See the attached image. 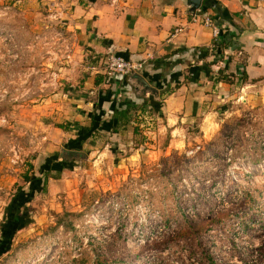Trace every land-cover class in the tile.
Returning <instances> with one entry per match:
<instances>
[{
	"label": "rangeland",
	"instance_id": "obj_1",
	"mask_svg": "<svg viewBox=\"0 0 264 264\" xmlns=\"http://www.w3.org/2000/svg\"><path fill=\"white\" fill-rule=\"evenodd\" d=\"M61 14L0 0V243L20 215L0 264H264V106L241 97L214 106L224 117H192L176 141L165 117H142L89 141L46 190L24 181L59 154L56 125L86 86ZM107 141L94 164L90 146Z\"/></svg>",
	"mask_w": 264,
	"mask_h": 264
},
{
	"label": "crops",
	"instance_id": "obj_2",
	"mask_svg": "<svg viewBox=\"0 0 264 264\" xmlns=\"http://www.w3.org/2000/svg\"><path fill=\"white\" fill-rule=\"evenodd\" d=\"M16 1L62 13L87 61L83 92L74 94L69 89L72 108L64 117L67 129L55 128L65 138L59 153L67 144L82 140V145L69 147L75 165L79 154H87L89 141L94 144L104 134L121 135L142 117H165V127L176 141L192 117L205 121L226 116L214 108L221 102L237 103L241 97L246 107L264 106V0L203 1L199 10L220 29L217 39L211 27L192 22L193 13L184 0ZM178 28L182 30L175 32ZM110 53L143 62L144 69L138 73L158 89V97L128 77L108 76ZM130 105L136 108L127 114L130 122L112 132L116 111ZM108 143L90 146V161L95 164L101 151L110 152Z\"/></svg>",
	"mask_w": 264,
	"mask_h": 264
},
{
	"label": "trees",
	"instance_id": "obj_3",
	"mask_svg": "<svg viewBox=\"0 0 264 264\" xmlns=\"http://www.w3.org/2000/svg\"><path fill=\"white\" fill-rule=\"evenodd\" d=\"M134 109H136L135 106L130 105V106H128V108L125 111H122V112H119V110L116 111V115L118 117H113L117 122H116L115 127L112 128V132H116L121 125H125V124H128L130 122L131 117H127V114H130L131 110H134ZM56 126L59 127V128H62L64 130L67 129V126L65 124H58ZM83 130L86 131L87 129L84 128ZM71 143L67 144L68 147H65L64 153H59L58 154L59 156L58 155H54L53 157H47L45 159V164L47 163L48 167L47 168L43 167V168L40 169V172L42 173V177H34L33 173L32 174L31 173L30 174H25L24 175V181L27 184L37 183V182L39 184V182H41L44 190H46L45 186L47 185L48 178L51 177V174H50L52 172L51 170L55 169L58 172H60L64 168H68V169L69 168H73L74 162H75V158L73 157V155H71V153L74 152V151L71 150L69 147L74 145V144L82 145L83 142H82V140L77 139L74 143L73 142H71ZM80 150L81 149H79V152H80ZM76 152L79 153L77 150H76ZM61 156H63L62 160H59V157H61ZM22 189L23 188H20V191ZM24 199L25 200L27 199L26 195H25ZM25 200H23L21 202V204H23ZM221 219H222V217L220 216L219 219H216V220L212 219V220L208 221V223H206V224L203 223V222L202 223L191 222L188 225L189 229H190V233L191 234H194V233H198V234L201 233L202 234L203 230L208 228L207 224L210 225L212 223H218L219 221H221ZM19 221H20V215L19 214L16 213V214L11 215L10 220H9V222H10V231L8 230L7 235H5L4 243L3 242L0 243V254L3 253V251H6V250L9 249V244L11 245V243H10L11 242V236H12L14 230L19 228V226H20V225H17ZM211 226L212 225H210L209 227H211ZM208 258L210 259V261H212L211 257H208ZM95 262L98 263V264H101L100 261H99V258L95 259Z\"/></svg>",
	"mask_w": 264,
	"mask_h": 264
},
{
	"label": "built area",
	"instance_id": "obj_4",
	"mask_svg": "<svg viewBox=\"0 0 264 264\" xmlns=\"http://www.w3.org/2000/svg\"><path fill=\"white\" fill-rule=\"evenodd\" d=\"M192 22L200 23L213 29V35L217 39L220 35V29L214 23L213 18L210 15H204L197 10L192 15ZM182 29H176L175 32L181 31ZM144 69L143 62H134L124 58L116 53H110L107 56L106 61V72L108 76L121 75L127 77L132 72H141Z\"/></svg>",
	"mask_w": 264,
	"mask_h": 264
},
{
	"label": "water",
	"instance_id": "obj_5",
	"mask_svg": "<svg viewBox=\"0 0 264 264\" xmlns=\"http://www.w3.org/2000/svg\"><path fill=\"white\" fill-rule=\"evenodd\" d=\"M185 3L189 6V9L191 13H195L197 10H199L202 7L204 0H184ZM129 80L139 87L140 89L145 90L146 92L151 93L155 96V98L158 97V89L153 86L144 76H142L138 72H132L130 75L127 76Z\"/></svg>",
	"mask_w": 264,
	"mask_h": 264
}]
</instances>
